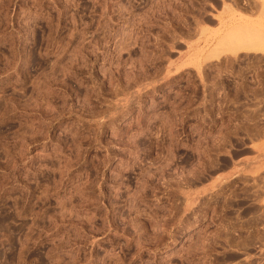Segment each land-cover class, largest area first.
<instances>
[{"label":"rangeland","instance_id":"rangeland-1","mask_svg":"<svg viewBox=\"0 0 264 264\" xmlns=\"http://www.w3.org/2000/svg\"><path fill=\"white\" fill-rule=\"evenodd\" d=\"M259 214L264 0H0V264H264Z\"/></svg>","mask_w":264,"mask_h":264},{"label":"bare ground","instance_id":"bare-ground-1","mask_svg":"<svg viewBox=\"0 0 264 264\" xmlns=\"http://www.w3.org/2000/svg\"><path fill=\"white\" fill-rule=\"evenodd\" d=\"M223 189H221L220 192H222ZM222 201V198H219L218 201L216 203H220ZM210 201L209 200H204L201 204V206H203L204 208H206V206L210 205ZM224 203H227V204H232V200L228 199V200H224ZM179 207V206H178ZM261 216H263V214L261 213ZM264 219H260V214L259 216H255L253 217L251 220H247L246 223H244L243 225L247 226L250 222H258L260 223L261 221H263ZM191 223V221H190ZM227 226H228V234L229 236L228 237V242L231 244V245H237L239 247L242 248L241 245H248V244H252L253 242L255 241H261V239L264 237V231L263 230H260V229H255L254 228V232L252 233V235L250 237H246L244 239H235L233 236H231L232 234V231L235 229V226H236V223L234 222H227ZM186 227V226H185ZM231 257H233L231 255Z\"/></svg>","mask_w":264,"mask_h":264}]
</instances>
